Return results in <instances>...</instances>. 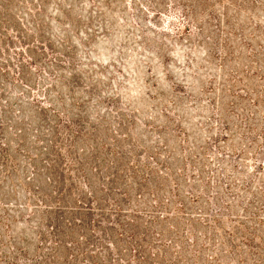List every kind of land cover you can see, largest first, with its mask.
<instances>
[{
  "label": "rangeland",
  "instance_id": "374dc122",
  "mask_svg": "<svg viewBox=\"0 0 264 264\" xmlns=\"http://www.w3.org/2000/svg\"><path fill=\"white\" fill-rule=\"evenodd\" d=\"M0 264H264V0H0Z\"/></svg>",
  "mask_w": 264,
  "mask_h": 264
}]
</instances>
